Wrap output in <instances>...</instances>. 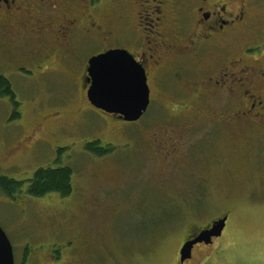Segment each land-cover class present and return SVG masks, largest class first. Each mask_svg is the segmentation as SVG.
<instances>
[{"label": "rangeland", "instance_id": "rangeland-1", "mask_svg": "<svg viewBox=\"0 0 264 264\" xmlns=\"http://www.w3.org/2000/svg\"><path fill=\"white\" fill-rule=\"evenodd\" d=\"M249 40L234 45L233 55ZM54 55L16 63L0 45V76L16 95L0 96V178L26 182L14 198L0 191V226L15 264L58 258L85 233L93 235L88 264H182L191 227L226 214L222 238L187 264H264V139L249 141L247 157L236 154L211 116L186 130L193 113L180 116L177 102L156 91L139 122L114 121L89 107L81 62L67 66ZM95 141L114 150L92 156L85 145ZM65 166L73 170L71 196L27 194L38 169Z\"/></svg>", "mask_w": 264, "mask_h": 264}, {"label": "flooded vegetation", "instance_id": "flooded-vegetation-1", "mask_svg": "<svg viewBox=\"0 0 264 264\" xmlns=\"http://www.w3.org/2000/svg\"><path fill=\"white\" fill-rule=\"evenodd\" d=\"M261 8L264 0H0V45L12 53L16 63L42 57L46 50L55 54L53 60L67 66L80 61V90L87 100L90 59L125 50L146 72L149 108L156 91L177 102L180 116L193 113L186 130L211 116L212 127L226 131L229 147L247 157L249 141L264 139ZM245 39L250 40L233 55L234 45ZM80 49L96 52L84 58ZM163 102L159 100V106L167 109ZM89 107L119 121L116 115ZM108 146L99 148L108 150ZM224 217L228 223L230 215L226 214L203 228L191 227L179 256L185 243ZM222 236L213 238L212 244L195 245L190 260ZM81 240L58 258L39 256L37 264H88L93 235L85 233Z\"/></svg>", "mask_w": 264, "mask_h": 264}, {"label": "water", "instance_id": "water-1", "mask_svg": "<svg viewBox=\"0 0 264 264\" xmlns=\"http://www.w3.org/2000/svg\"><path fill=\"white\" fill-rule=\"evenodd\" d=\"M88 100L104 113L118 116L127 123L139 122L150 105V89L144 68L125 50H111L90 59L88 64ZM227 217L188 241L180 252L184 264L192 258L195 245L212 244L226 227ZM0 264H15L13 245L0 226Z\"/></svg>", "mask_w": 264, "mask_h": 264}, {"label": "trees", "instance_id": "trees-1", "mask_svg": "<svg viewBox=\"0 0 264 264\" xmlns=\"http://www.w3.org/2000/svg\"><path fill=\"white\" fill-rule=\"evenodd\" d=\"M0 96L9 97L12 100L16 98L11 82L2 76H0ZM99 146H101V142L95 141L85 145V150L99 157L108 155L114 150L112 146H108V150L99 148ZM25 184L24 181L2 177L0 178V191L8 197L14 198L15 195L22 192ZM73 191V170L68 166L38 169L26 189L27 194L33 198H43L51 193H57L66 198L71 196Z\"/></svg>", "mask_w": 264, "mask_h": 264}]
</instances>
